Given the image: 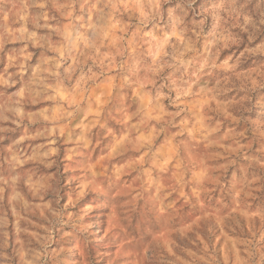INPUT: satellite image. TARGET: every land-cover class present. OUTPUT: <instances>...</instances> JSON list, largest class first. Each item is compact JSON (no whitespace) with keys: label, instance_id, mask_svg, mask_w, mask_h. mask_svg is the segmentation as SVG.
<instances>
[{"label":"clouds","instance_id":"1","mask_svg":"<svg viewBox=\"0 0 264 264\" xmlns=\"http://www.w3.org/2000/svg\"><path fill=\"white\" fill-rule=\"evenodd\" d=\"M0 264H264V0H0Z\"/></svg>","mask_w":264,"mask_h":264}]
</instances>
